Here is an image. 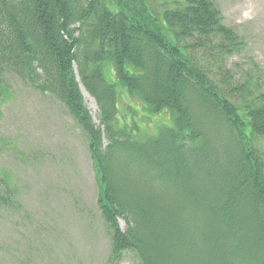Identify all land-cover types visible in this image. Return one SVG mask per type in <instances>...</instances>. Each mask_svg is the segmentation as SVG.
I'll use <instances>...</instances> for the list:
<instances>
[{
  "label": "trees",
  "instance_id": "trees-1",
  "mask_svg": "<svg viewBox=\"0 0 264 264\" xmlns=\"http://www.w3.org/2000/svg\"><path fill=\"white\" fill-rule=\"evenodd\" d=\"M174 6L156 15L147 0H0V79L51 94L86 135L113 257L264 264V93L252 77L225 92L190 53L243 46L216 0ZM105 63L151 113H169L170 126L145 140L119 127Z\"/></svg>",
  "mask_w": 264,
  "mask_h": 264
},
{
  "label": "rangeland",
  "instance_id": "rangeland-1",
  "mask_svg": "<svg viewBox=\"0 0 264 264\" xmlns=\"http://www.w3.org/2000/svg\"><path fill=\"white\" fill-rule=\"evenodd\" d=\"M154 14L178 0H147ZM223 23L243 41L225 57L213 47L190 53L225 91L252 77L264 93V0H216ZM78 76L77 67H74ZM108 83L118 91L117 124L140 140L170 126L169 113L153 114L128 91L108 63ZM134 71L137 72L136 69ZM84 104L100 126V109ZM134 134V135H135ZM105 145L107 141L105 140ZM256 146L264 152V139ZM99 186L88 140L67 107L25 80L0 79V264H140L125 251L112 255V237L98 206ZM122 231L127 229L119 219Z\"/></svg>",
  "mask_w": 264,
  "mask_h": 264
},
{
  "label": "bare ground",
  "instance_id": "bare-ground-1",
  "mask_svg": "<svg viewBox=\"0 0 264 264\" xmlns=\"http://www.w3.org/2000/svg\"><path fill=\"white\" fill-rule=\"evenodd\" d=\"M83 92H84L85 97L90 98L89 94L86 92V90L84 88H83Z\"/></svg>",
  "mask_w": 264,
  "mask_h": 264
}]
</instances>
